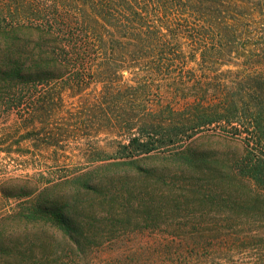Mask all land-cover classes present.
Masks as SVG:
<instances>
[{"label": "trees", "instance_id": "16d2710c", "mask_svg": "<svg viewBox=\"0 0 264 264\" xmlns=\"http://www.w3.org/2000/svg\"><path fill=\"white\" fill-rule=\"evenodd\" d=\"M2 1L0 152L77 153L8 217L0 264H96L127 243L108 264H264V0ZM208 131L243 151L190 155ZM163 163L192 165V196H122Z\"/></svg>", "mask_w": 264, "mask_h": 264}, {"label": "rangeland", "instance_id": "374dc122", "mask_svg": "<svg viewBox=\"0 0 264 264\" xmlns=\"http://www.w3.org/2000/svg\"><path fill=\"white\" fill-rule=\"evenodd\" d=\"M8 1V0H6ZM5 4V1L0 0ZM16 119L15 112H11L8 116L0 118V130L14 122ZM102 138V136H100ZM22 147H26L23 145ZM75 144L65 145L64 152L61 154L60 160L57 163L49 161L47 158H40L34 166L32 161H29V156H17L16 154H5L0 152V231H8L7 226L12 225V220L8 217L19 212L22 204L31 202L38 192L44 188L59 182L64 176H68L76 169L74 156L77 153ZM25 149V148H24ZM190 155L192 153H204L217 155L220 158L240 154L243 151L242 144L234 139L225 137L218 131L203 132L195 136L188 145ZM46 156V155H45ZM35 159V156H31ZM159 164V163H158ZM160 166V165H157ZM162 168H159V170ZM163 177L166 179L160 182L143 181L132 175L130 182L122 191V196H192V165L178 166L173 164L163 163ZM174 176L168 179L167 176ZM50 183V184H49ZM119 184L111 185L108 182L102 183L100 189L103 192L114 187L119 189ZM73 190L72 185L59 186L50 192L51 194L60 196L69 195ZM106 195L103 193L102 196ZM95 196V195H88ZM109 196V195H107ZM5 229V230H4ZM8 244L23 242V238L14 235ZM102 246H108L106 244ZM130 243L120 244L119 251L110 252L106 250H97L94 256V263L108 264L115 257L121 258L119 261L129 263L127 251L125 247H132ZM123 255V256H121ZM1 258V255H0Z\"/></svg>", "mask_w": 264, "mask_h": 264}]
</instances>
